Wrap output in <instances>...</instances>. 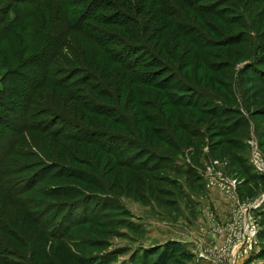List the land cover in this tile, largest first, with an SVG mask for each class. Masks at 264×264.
Masks as SVG:
<instances>
[{
    "label": "rangeland",
    "instance_id": "rangeland-1",
    "mask_svg": "<svg viewBox=\"0 0 264 264\" xmlns=\"http://www.w3.org/2000/svg\"><path fill=\"white\" fill-rule=\"evenodd\" d=\"M159 1L131 0L125 6L133 14L138 11L140 21L149 17L151 26L165 28L150 45L164 57L165 66L151 72L159 73L156 82H165L166 88L144 86L141 97L148 104L141 108L128 70L72 26L71 19L78 21L84 12L89 16L99 5L0 0V19L10 22L0 41V89L7 97L28 101L31 116L24 119L35 129L43 127L1 140L0 218L9 232L0 230V239L15 262L131 264L135 257V264H150L149 257H139L159 250L152 256L157 264L167 249L173 256L163 264H200L193 258L192 233L204 227L205 245H215L210 223H223L232 212V199L223 190L227 182L237 181L245 201L264 199V168L253 158L255 151L264 161V0H201L197 11L178 0L182 15L207 34L205 48L177 32L159 11ZM48 36L66 41L55 52L56 63L68 65L64 74L76 90L87 81L84 60L100 68L104 78L99 75L97 81L110 93L97 96L95 103L117 110L121 120L93 113L80 118L83 109L62 92L69 85L62 73L50 77L51 66L18 52L34 42L40 46ZM55 81L63 88L53 87ZM172 83L191 85V91L176 92ZM84 87L83 96L89 92ZM15 100L8 99L10 108H20ZM50 105L59 113L48 116ZM11 110L5 107L0 122L15 120L23 127ZM60 118L77 121L76 138L58 136ZM131 159L133 168L127 164ZM22 202L32 205L31 216L20 208ZM257 220L258 251L249 263L264 264V200Z\"/></svg>",
    "mask_w": 264,
    "mask_h": 264
},
{
    "label": "trees",
    "instance_id": "trees-1",
    "mask_svg": "<svg viewBox=\"0 0 264 264\" xmlns=\"http://www.w3.org/2000/svg\"><path fill=\"white\" fill-rule=\"evenodd\" d=\"M24 1H27V0H24ZM123 1L125 2V4L124 2H122V0H84L86 4L99 5L101 9H99L97 12L95 11V13L94 12L89 13V16L86 15L84 12V15L78 21H75L76 19L74 20L71 19V23L74 28L84 33V35L87 38H89L92 42L97 44L98 47L105 53L108 60L114 63H118L120 66L123 67V69L128 70V73L130 74V77L133 79L132 81L135 84L134 85L135 95L138 94V98L136 99V105L143 108L142 106H146L148 104V101H146L144 98L141 97V96L145 97V94L147 92L146 90H144V86L150 87L152 89H158V90H162V88L165 87V82H156V79L159 73L151 72V71H154V69L163 68L165 66L164 57L161 56L162 54L160 52L156 53L150 45V40L152 37H154L155 33L156 34L161 33L162 35L163 30L165 28L160 27V26H156V27L151 26L150 25L151 19L149 17L146 18L145 23L140 21L139 19L136 18L138 11H137V14L135 13L136 14L135 16V14H133L131 11H128L125 8L126 5L128 6L131 5V0H123ZM139 1L140 0H138V2ZM144 1L146 0H141V4ZM177 1L178 0H173V2L172 0H160L158 3L159 11L161 12L162 15L171 18L168 21H170V23L174 27H176L177 32L179 34L187 37V39L191 41L192 45L198 48H205L204 46L208 43V40L206 37L207 34H205V32L203 33V30L195 26V23L190 22L187 16L182 15V11H181L182 9L178 5ZM179 1L183 2L185 5H187L188 8L192 10L197 11V9H202L200 7L201 3H198L201 0H179ZM66 3L67 2L65 1V4ZM71 5L73 4L71 3L70 6ZM109 12H112V13H109ZM9 24H10L9 21L3 20V18L0 19V41L2 40L4 41L5 39L4 31L7 29ZM109 24L119 28L121 32L120 33L112 32L113 30H110L111 28H108ZM14 38H15L14 41L16 43L17 42L19 44L21 43L20 36L16 37L15 35ZM64 42L66 41H63V40L60 41V39L57 36H48L42 39L40 46H37L36 42H34L33 44H30L27 48L19 49L18 52L23 57L28 56L29 59H33L34 56H37V59L40 58V61H42V64L47 63L48 69L51 66L52 70H54V71H52L51 69L48 70V72L50 73L49 75L50 77H53L52 74L58 70L60 74L62 73L61 77L64 79V81H67L69 83L71 82L70 79H68L67 77L69 75L64 74L65 73L64 69L68 65L64 66L65 64H62L61 62L57 64L56 58L58 56V53L55 55V52H58L59 50L63 49V46L66 44ZM161 50L165 51L164 48H162ZM108 60H106V62H108ZM87 61L88 60H84V68L86 69V72H84V75L86 76L84 77L87 81H80V84L82 87H78L77 85V90L75 89V86L73 83H69V85H64V87H67V88H65V90L62 89V92L65 93V95L67 96V99L74 100V102L78 104L80 108L83 109V111H78L77 113L78 116L82 119H84V115L87 116L88 113H93L98 116L103 115V116L111 118V120L113 119L114 121L120 119L119 113L117 110H113L111 108H105L106 107L105 105H100L99 103H95L97 101L96 99L97 96H106V94H109L110 92L107 91V89L101 88V86L99 85L100 82L97 81L101 79L99 75H102V73H99L98 75L100 68L98 66L92 67L91 65L88 64V62L90 61L88 62ZM18 66L19 65H16L13 68H9V72H11V70H14V68ZM68 74H70V72H68ZM102 77L104 78V75H102ZM43 86L45 87V84L40 82L39 87H43ZM46 86L48 85L46 84ZM52 86L55 88H63L60 85L56 84V81L52 84ZM83 86H85L84 90H86L89 87V92H88V89L87 91H84L87 93V95L84 94V96L82 95ZM171 86L173 90L175 91L177 90L176 92L191 91L189 90V87L191 85L185 86L182 84V85L176 86L175 83H172ZM93 87H95L94 90H92ZM195 90L198 91L197 89ZM15 96L16 95L14 94V96L7 97L5 94V91L0 89V116L2 117L3 115L2 113L5 112V107L12 109L11 112L15 110L12 112V114L17 115L18 118L16 120H20V121L22 120L21 123L23 124V127L20 125L17 126V123L15 120H13V122L9 124H7L6 122L4 123L0 122V126L1 124L4 125L3 128H0V148H2L1 140L3 137H7L9 140V138L13 136L21 137L27 132L41 131V129L43 128L42 127V128L35 129L36 124L32 125L31 122L29 124V121L27 119H24L25 116H27L28 118L29 116H31L30 114V112L32 111L31 106L28 105L27 99L25 100L27 102H24V101L19 102V99H16L17 101L15 99H12ZM42 96L45 97L44 94ZM89 97H92L93 99ZM8 99H10L11 102L12 100H15V103L20 105V108H14V107L10 108L7 104ZM177 102H181V101L177 100L176 103ZM176 103H174L173 106H175ZM36 104L37 103H35V105ZM42 104H43L42 101H41V104L38 103L39 106H41ZM50 107H49L48 112L46 113L48 116H50L53 112H58V110L56 111L52 105H50ZM33 112H32V115H33ZM62 115L66 116L65 113H63ZM65 119L66 118L64 119L60 118L61 122H59L58 124L61 128L63 126V128L59 130L58 136L64 137L66 139L70 137L72 139L76 138L75 135H72V133L75 130H78L80 126L77 125L76 120L72 121L71 119H68V121H65ZM24 120H26V124H24L23 122ZM44 129L47 130L48 133L52 132V128L50 127H44ZM9 130L14 131L15 134H19V135H15L13 133L8 134ZM14 145L17 146L16 143ZM100 147H102V145H100ZM102 149L106 152L104 147H102ZM5 150H8L7 151V155H8L9 146ZM119 152L116 153L114 151L112 153H116L117 155L119 154ZM33 154L34 153L32 152H28V155H33ZM127 164L129 168H133L131 166L132 159L129 160ZM47 168H52V167L49 166ZM47 177L48 176L45 175V177L44 176L41 177L40 180H42L43 178H47ZM84 179H88V177L86 176L85 178H83V180ZM9 205H12V204L10 203ZM19 206L24 212H26L27 214L31 216L32 214L31 204H27V203L25 204L24 202H22ZM4 220H5L4 217L3 219L0 218V230H2V232L7 234L9 230L7 229V225ZM15 238H17V236ZM5 246L6 244L3 243V241L0 239V264H19L15 262L14 260L10 259L9 250ZM171 247L172 245L167 246L166 248H171ZM158 251L159 250H157L156 252H153L154 253L153 255L150 254L151 257L148 256L147 254L148 252L146 253V251H144L143 255H141L139 258H141L142 256L144 257L147 256L149 257V260L151 261L150 264H156V262H153L154 257L152 256H154ZM5 252L8 256L5 254ZM172 256L173 255L171 252H167V249L166 250L164 249L160 253L158 257L159 258L158 261L162 262L163 264L165 263V261L167 262V259H166L167 257L171 258ZM112 258H114L115 260L116 256ZM131 264H135V257H133V261ZM144 264H147V263L144 262Z\"/></svg>",
    "mask_w": 264,
    "mask_h": 264
},
{
    "label": "built area",
    "instance_id": "built-area-1",
    "mask_svg": "<svg viewBox=\"0 0 264 264\" xmlns=\"http://www.w3.org/2000/svg\"><path fill=\"white\" fill-rule=\"evenodd\" d=\"M253 158L259 169H263L264 161L255 151ZM236 182V180L230 184L227 182L223 187L225 193L232 199L231 215L223 223L217 220L210 223L208 231L214 236L215 245L212 247L205 245L200 235L204 227L197 231V235L192 233L193 258L197 260L196 263L251 264L250 258L258 251L257 215L264 199L253 201L241 199Z\"/></svg>",
    "mask_w": 264,
    "mask_h": 264
},
{
    "label": "crops",
    "instance_id": "crops-1",
    "mask_svg": "<svg viewBox=\"0 0 264 264\" xmlns=\"http://www.w3.org/2000/svg\"><path fill=\"white\" fill-rule=\"evenodd\" d=\"M219 201H220V203L224 204V199L221 198V200H219ZM203 264H207V263H203Z\"/></svg>",
    "mask_w": 264,
    "mask_h": 264
}]
</instances>
